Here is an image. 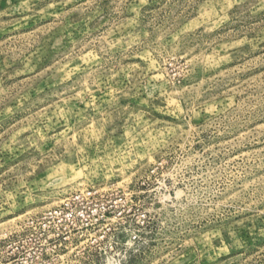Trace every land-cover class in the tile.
I'll return each instance as SVG.
<instances>
[{"label": "rangeland", "instance_id": "obj_1", "mask_svg": "<svg viewBox=\"0 0 264 264\" xmlns=\"http://www.w3.org/2000/svg\"><path fill=\"white\" fill-rule=\"evenodd\" d=\"M0 264H264V0H0Z\"/></svg>", "mask_w": 264, "mask_h": 264}]
</instances>
